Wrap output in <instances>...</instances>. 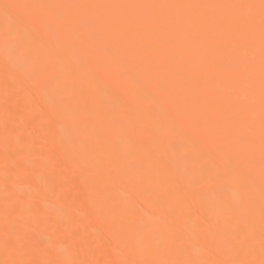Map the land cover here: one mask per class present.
<instances>
[{
    "label": "bare ground",
    "instance_id": "1",
    "mask_svg": "<svg viewBox=\"0 0 264 264\" xmlns=\"http://www.w3.org/2000/svg\"><path fill=\"white\" fill-rule=\"evenodd\" d=\"M259 3L0 0V264H264Z\"/></svg>",
    "mask_w": 264,
    "mask_h": 264
},
{
    "label": "snow or ice",
    "instance_id": "2",
    "mask_svg": "<svg viewBox=\"0 0 264 264\" xmlns=\"http://www.w3.org/2000/svg\"><path fill=\"white\" fill-rule=\"evenodd\" d=\"M231 7H248V8H254L258 7L260 11V23H261V36H262V42H264V0H260V3L258 6L256 5H232ZM237 23L240 24H250L252 23L251 17H239L237 19ZM262 52H264V43H262ZM262 96H264V89H262ZM264 103V101H262ZM262 127H264V121H262ZM262 140H264V135H262Z\"/></svg>",
    "mask_w": 264,
    "mask_h": 264
}]
</instances>
